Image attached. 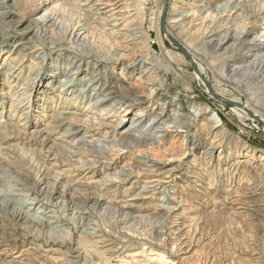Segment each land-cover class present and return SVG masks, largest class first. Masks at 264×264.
<instances>
[{"label":"bare ground","instance_id":"bare-ground-1","mask_svg":"<svg viewBox=\"0 0 264 264\" xmlns=\"http://www.w3.org/2000/svg\"><path fill=\"white\" fill-rule=\"evenodd\" d=\"M30 1L0 0V41L11 44L9 48L0 47V72L9 84H3L1 78L0 87L7 88L2 96L11 92L13 99L8 118L0 123V135L6 141L5 148L0 147V214L6 208L16 209L18 219L52 233L65 231L70 220L75 219L84 235L85 227L90 226V213L81 206L89 210L117 206L123 213V233L129 240L134 237L131 229L145 220L169 222L162 226L158 223L154 242L139 247H112L113 264H232L230 259L208 256L200 260L196 256L197 245L210 242L199 224L205 218L214 219L217 213L226 222H235L234 217L245 218L248 208L242 201L240 176H250L244 165L250 166L251 172L257 171L252 162H264V151L226 147L220 139L228 138L226 128L218 114L208 117L207 107L195 108L193 101L167 92L157 67L173 71L174 66L160 59L152 45V31L146 30L143 22L138 23L146 8L124 2L131 0H72L79 13V21L74 24L48 8L52 0H32L35 5L28 14L30 23L37 27L34 35L40 34L44 41L35 45L34 36H14V31L22 28L15 11ZM148 1L156 5L160 2ZM169 1L170 8L164 10L162 6L159 13V19L162 15L165 19L164 39L173 40L182 53L169 57L192 66L194 79L209 87L212 97L230 94L222 101L232 104L240 119H246L249 113L264 127V8L251 10L244 5L245 0ZM6 5L11 11L7 12ZM95 17L98 26L92 29L86 20ZM98 32L109 38L107 43L99 42ZM158 36L162 47L160 33ZM11 52L15 55L12 59V55L8 56ZM173 73L180 78L177 71ZM3 105L0 98L2 110ZM36 113L39 116L28 122ZM17 115H21L20 122L25 121L22 129L13 124ZM46 118L50 120L45 124ZM31 141L44 156L32 157L36 180L30 184L20 178L16 184H7L8 167L12 168L13 162H9L6 151L24 153L19 146L26 147ZM50 142L65 151L63 167L72 174L84 173L83 182H74L75 176L70 177L67 171L55 170L52 166L58 167L59 162L48 165L52 152L46 147ZM188 142L191 146L187 150ZM75 154L85 159L82 166L72 161ZM260 167L264 172V164ZM98 169L118 171L88 182L86 177L99 174ZM219 174L228 177L223 185L218 182ZM110 181H131L127 192L135 187L140 188L139 194L121 204L102 194ZM18 184L20 188H16ZM81 187H95L101 193L81 198ZM158 194L164 195L162 202L166 206L158 205L153 213L145 215L151 205L141 201L154 200ZM58 204H66L72 218L53 216ZM223 238L228 240L226 235ZM10 242L0 239V257L13 251L15 247ZM28 252L24 250L13 257L14 264H31L24 258ZM92 264L101 263L94 260Z\"/></svg>","mask_w":264,"mask_h":264},{"label":"rangeland","instance_id":"rangeland-1","mask_svg":"<svg viewBox=\"0 0 264 264\" xmlns=\"http://www.w3.org/2000/svg\"><path fill=\"white\" fill-rule=\"evenodd\" d=\"M263 1L264 0H245L244 5L248 8H251V10L254 9V11H256L261 8H264ZM30 2L28 4L19 5L20 6V7L18 6V9L20 8L19 11L18 9L15 11L16 19L22 21V25H21L22 28L21 29L19 28V31H24V32H19L15 30L14 36L17 39L21 38L23 35L28 36V38L34 36L35 45H39V44L42 45L44 44V41L41 40V35L40 34L34 35L36 33V28H37L36 25L30 23L31 15L28 14H31L30 11L34 8L35 5V4L33 5L32 0ZM124 2L126 5L132 3L133 6H137V7L141 6L139 8H146L144 14L142 12L143 15L140 16V18H142L143 20L139 21L138 23L143 22L145 24L144 27H146V30L152 31L151 33L153 38L152 45L154 46L155 53L160 57V59L164 63H166V65L174 66V68H172L173 71H166L163 66L157 67L159 78L163 81L165 89H167V92H170L173 96L175 95L176 97H179L182 100L193 101L192 105L196 106L195 108H198L199 106L207 107L208 110L210 111L208 117H211V115L215 116L216 114H218L226 128L225 130L227 135L225 136L228 138H220L221 140H223V143L226 147L229 148L231 147L230 149H233L234 151L247 147H249L252 151H256V152L264 151V127L263 125H261V123L259 124L257 119L251 117V115L247 112L246 113L249 115V117L243 120L240 119L238 116L235 115L232 104L224 103L222 101L225 100L226 99L225 97L230 94L223 95L221 93L220 96L218 95V98L221 101H219V99L215 97H212V95L208 91L209 87L200 84L194 79L193 76L194 72L192 66L188 65L187 67L184 64L180 63L178 59L169 57V54H173V55L182 54L181 50L173 40L164 39L163 29H164L165 19L163 18V15L161 19H159L160 9L162 8V6L164 10L166 8H170L171 1L160 0V2L157 5L154 4L153 2H149V1L147 2V0H135V1L131 0L128 2L126 1ZM186 2L188 3L190 2V0H186ZM9 4H11V2H9ZM6 6L8 9L7 12L11 11L10 6L9 5ZM48 8L49 9L53 8L55 12L60 14V16L63 19H65L66 22L68 23L73 22L75 24L77 21H79L78 19L79 13L76 10L77 8L72 0H52ZM144 16L146 19L143 18ZM96 18L97 17H95V20L92 18L86 20L88 26L92 29L93 28L95 29V27L98 26V24L96 23L98 18L97 19ZM158 28H160L161 31H159ZM159 33H160V39L164 43V46L162 47L159 45V41H158ZM96 37L101 43H107V40L109 39L100 32L96 34ZM108 45L110 46V42H108ZM5 46L10 47L11 44H4L0 41V47L5 48ZM111 46L108 48H111ZM10 55H12V52L8 56ZM14 56L15 55L13 54L11 56V59ZM45 71L49 72L48 68ZM175 71H177V74L180 76V78H177L175 76V74L173 73ZM3 76L4 75H1L0 72V79L2 78L1 82L8 86L9 84L5 83L6 82L5 76L4 77ZM206 78L207 80H209V82L211 81L213 83V80H210L212 79L210 76L206 75ZM132 82H135V78H133ZM6 91L7 88L0 87V98L2 99V102H4L3 105L4 110L0 109V123L4 122L8 118L10 107L13 104L11 92L9 96H5V95L2 96V94L5 93ZM38 96H39L38 94L34 95V98L37 100ZM36 108H34V111L37 110L41 111V109L39 108L36 109ZM58 110L59 108H57L56 111ZM18 115L15 116L13 124H16L18 129L20 128L22 129L21 125H23L25 121L20 122L19 120L21 118V115L20 116ZM48 115H51V113L49 112ZM32 116L33 117L30 118L28 122H31L33 119H35L36 116H39V114L37 113L34 115L32 114ZM49 120H50L49 118H46L44 123L46 124L47 121ZM5 143H6L5 139L3 138L2 135H0V147L5 148V145H3ZM171 143L172 142H170L168 146L172 145ZM190 146L191 144H189L188 142V144L186 145L187 150L190 148ZM50 147H52V150L49 149ZM19 148H22L24 150V153L15 151V152H11L12 153L11 154L9 151L3 149V152L6 151L7 154L10 155L9 156L10 158H8L9 162H13L12 163L13 167L12 168L8 167V171L10 173L6 175V183L13 185L16 184V181L21 178V181L25 179L26 181L28 180L30 184H32L37 178L36 177L37 170L35 169V165H33L34 160L32 161L33 159L32 157L35 156L36 158L37 155V158L44 159V156L40 155L39 152L40 147L35 144V141L29 142L28 146L26 147L21 145L19 146ZM62 149H63L62 147L54 148L52 146V142H50L46 147V151L50 150L52 153L50 156L51 158L48 160L49 164L48 163L47 164L50 165L51 163L54 164L55 162H59L56 163L57 165H59L58 167L52 166L55 170L62 169L61 173H66L67 171V175L76 177L73 178L75 179L74 182L76 183L83 182L82 177L84 173L78 172V174L73 173L74 174L73 175L72 170L70 172V169H68V167L66 168L61 165L63 164L61 162L63 161L65 162L67 160L65 156V151H63ZM81 155L82 154H75L74 158L72 159V161L79 162L77 163L78 166H82L81 163L85 160L84 158H82ZM2 156L6 157L7 155L3 154ZM171 159L175 161L178 160L177 158H172V157ZM241 160H245V159L241 158ZM252 164L254 165V167H257V171L251 172L250 171L251 169L249 168L250 166L244 165L247 169V171L245 170V173L250 172L249 173L250 176H246L245 174H243V176H240V181L242 180L240 185V192L242 193L241 194L242 201L245 202L248 208L245 214V218L241 219L234 217L233 221H235L236 223L232 221L226 222L223 218L218 217V215H220L219 213H217V216L214 219L205 218L203 222L199 224V229L202 233L205 232L204 235L207 233L206 236L208 237V239L210 238V242L205 246H202L201 244L197 245L198 248H196L195 251H198L196 256L199 257L200 260L205 259L208 256H212L217 260H223L224 258L230 259L231 262L233 261L232 264H251V262L253 263L255 262L254 264H264V172L260 170L261 169L260 165L264 164V162H262L261 159H258L255 163L252 162ZM99 171H100L99 174L95 173L88 175L86 177V180L88 182H92L93 180L108 178L109 174L118 171V169H112V170L105 169L103 172L102 170ZM222 174H219L217 176V179L218 182L223 185V183L227 181L228 177H225ZM130 183L131 181L124 184L114 183V182L112 183V181H110L108 182V186L102 189L104 190L102 194H105L106 197H109L110 199H115L119 203L126 202L129 200V198H132L137 194H139L140 191V188L134 187L128 193L127 189H129L128 187H130L131 185ZM20 186L21 185L18 184L16 188H20ZM61 187L60 190H63V186ZM255 188H258L260 192H256ZM79 190H80V194L78 195L81 196V198L87 197L91 194L93 195V194L101 193L99 192L100 189H97L95 187H91L90 189L87 188L83 189L81 187ZM178 191L181 192V190ZM87 192H91V193L88 194ZM143 196L145 197L146 195ZM163 199H164V195L158 194L155 196L154 200H142L141 202L149 201L151 205L150 206L151 211H148L144 214L147 215L149 213H153L158 205L160 206L163 205L165 207L166 205L164 204V202H162ZM66 206H67L66 204H58L54 209L55 213H52V215L56 217L65 216L64 217L65 219L72 218L71 213L66 212V208H65ZM81 207L83 208L84 212L88 214L90 213L89 224L91 227L90 226L89 228L85 227L86 234L84 235H81L80 232L81 229H78L77 226V223L79 222L78 220H77L78 222L75 219L70 220L68 226L65 227V231L52 233L46 229H42V228L40 229L34 227L31 224V222H29L26 219L23 220L20 218L18 219V211L16 209L6 208L4 212L0 214V236H1L0 239H2L3 237L8 242H10L9 241L10 239L11 240L10 243H12L15 248L6 257L4 256L0 257V264L1 262L2 264H14L15 259H13V257L21 254V252L24 250L25 251L29 250L28 254L24 258L25 260H28L31 264H92L94 260L99 261L101 264H113L115 256L113 254V250L111 249L112 247L119 246L122 244L124 245L129 244V245H133L132 247H139L144 243L154 242L157 236L156 230L158 226L159 225L162 226L163 224L165 225L169 222L168 220H165L162 221V223L160 222L161 223L160 224L159 221L155 223L156 221L154 220H149V221L145 220L144 221L145 223L143 222L142 224L137 225L136 227L131 229L132 230L131 234L134 237L131 240H129L128 236H126V234L123 233V227L125 226L124 216L123 213H121L118 210L119 207L117 208L116 206L115 209L113 206V208L110 207L102 210L101 209L89 210L90 207H85V206H81ZM109 209L111 211H107ZM144 217L146 218V216ZM133 234H135L136 237ZM225 235L228 237L227 238L228 240H224L223 236ZM14 241L15 242L17 241L18 244H15ZM210 246L213 247L211 248ZM31 247H34L35 250L33 251L30 250L29 248ZM48 248L53 249L56 252H44L49 250ZM73 257H78V259L76 260ZM254 258L255 259L257 258L256 261L254 260ZM192 262L193 261H189L188 263L191 264Z\"/></svg>","mask_w":264,"mask_h":264}]
</instances>
